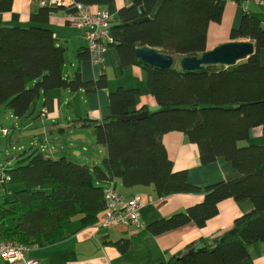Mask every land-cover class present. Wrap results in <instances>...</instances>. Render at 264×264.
I'll return each mask as SVG.
<instances>
[{
  "label": "trees",
  "instance_id": "obj_1",
  "mask_svg": "<svg viewBox=\"0 0 264 264\" xmlns=\"http://www.w3.org/2000/svg\"><path fill=\"white\" fill-rule=\"evenodd\" d=\"M73 1L93 9L114 2ZM157 1L135 0L120 7L110 24L111 46L122 64L140 66L142 90L154 98L157 110L136 122L122 120L145 108H134L140 88L119 87L109 94V117L78 121L92 128L96 144L105 147L101 165L90 167L65 156L52 159L35 150L21 154L13 167L0 166L8 176L0 184V239L43 246L60 239L63 222L75 216L78 224H97L105 205L102 183L113 181L126 188L151 186L159 197L203 195L200 202L147 225L153 235L189 222L204 227L218 214L221 201L249 200L253 209L234 219V234L191 243L161 264H253L247 247L264 242V29L260 19L244 12L229 37L252 42L253 54L232 65L182 70V57L209 50L208 29L221 22L222 1L164 0L155 16L128 24L148 16ZM11 6L12 0H0V12ZM60 10L65 11L40 5L30 13L31 25H0V105L17 119L33 117L35 102L49 90L91 93L107 85L104 77L84 81L79 69L71 79L63 76L66 49L47 25L50 14ZM141 46L173 56L174 64L161 69L138 62L134 52ZM77 59H88L86 48L77 51ZM170 132L197 145L202 165L222 158L239 176L205 187L192 184L186 170H174L167 154L162 137ZM9 218L13 227L5 226ZM109 242L120 253L131 243L127 238ZM197 247L206 249L189 252Z\"/></svg>",
  "mask_w": 264,
  "mask_h": 264
},
{
  "label": "crops",
  "instance_id": "obj_2",
  "mask_svg": "<svg viewBox=\"0 0 264 264\" xmlns=\"http://www.w3.org/2000/svg\"><path fill=\"white\" fill-rule=\"evenodd\" d=\"M134 1L114 0L112 4L102 9L112 14L114 19L120 7H128ZM221 1L222 19L221 22L212 23L209 26L208 49L230 41L229 32L232 28L239 27L244 12L260 19L264 29V6L252 2L234 4L233 0ZM39 4L40 0H12L11 9L0 12V25H31L30 13L35 11L40 6ZM47 25L53 30L58 44L63 45L66 49L62 68L63 76L71 79L75 71L79 69L84 81H95L104 77L107 85L91 93H86L83 89L70 91L66 88H56L41 94L33 106V114L36 118L28 120L21 126L19 121L16 122V127L11 129L12 133L21 130L24 125L27 128L31 126L35 130H39L47 140L49 134L66 137L75 133L80 134L82 132L78 131V127L86 128L93 134L92 128H87L84 126L85 124L78 121L80 119L100 121L109 117L111 115L109 94L119 87L141 89L136 98L135 109L145 108L144 110L148 112L150 106L157 105L154 98L142 90L143 81L140 66L122 64L113 46H109L106 50L102 64H92L89 59L78 61L77 51L85 49L82 30L69 25L66 22L64 11L61 10L50 14ZM11 116L12 114L9 112V117L11 118ZM60 127L66 129L60 131ZM82 135H78L77 138L83 139L85 135L83 133ZM35 139L31 138L33 142H37L38 140ZM162 142L173 162L174 170H186L189 181L196 186L205 187L214 182L232 180L239 176L230 162L222 158H218L208 165H202L197 145L189 142L181 133H167L162 137ZM98 147L105 154V147L102 145H98ZM108 184L109 182L102 183L104 188ZM115 186L119 194L128 197L135 196L140 199V218L143 223L141 227L120 225L105 230L98 224H78L79 216H75L63 222L65 233L60 239L43 246L36 245L27 253V256L35 261L34 264H158L165 262L179 251H183V248L191 243H197L201 239L210 241L220 237L233 228L236 217L253 209L252 203L247 199L239 201L231 198L225 199L218 205V214L208 220L204 227L199 228L189 222L176 229L153 235L146 230L147 225L200 202L203 195L200 193H178L159 197L151 186L126 188L119 182H115ZM120 238H127L131 241L124 253H120L109 242ZM247 250L253 264H264V242L250 244ZM0 264H3L1 260Z\"/></svg>",
  "mask_w": 264,
  "mask_h": 264
},
{
  "label": "built area",
  "instance_id": "obj_3",
  "mask_svg": "<svg viewBox=\"0 0 264 264\" xmlns=\"http://www.w3.org/2000/svg\"><path fill=\"white\" fill-rule=\"evenodd\" d=\"M252 2L264 6V0H233L234 4ZM40 5L62 7L65 9L66 22L72 27L82 30L88 59L92 64H102L106 50L114 43L110 31L113 15L102 8L93 9L73 0H40ZM6 133L7 129L2 128ZM7 174L0 167V184ZM104 209L100 214L99 224L105 228L120 225H143L140 218L141 201L135 196H124L116 191L115 182H109L103 190ZM36 245H27L9 239H0V260L3 264H34L35 261L27 253Z\"/></svg>",
  "mask_w": 264,
  "mask_h": 264
},
{
  "label": "rangeland",
  "instance_id": "obj_4",
  "mask_svg": "<svg viewBox=\"0 0 264 264\" xmlns=\"http://www.w3.org/2000/svg\"><path fill=\"white\" fill-rule=\"evenodd\" d=\"M70 54L73 57L72 52ZM157 108V105L154 107L150 106L149 111H155ZM9 112L10 111L5 106L0 105V165L13 167L16 164V159L19 158L21 154L26 155L28 152L35 150L42 152L44 156L52 159L65 156L68 159L80 164L86 163L90 166L93 164L101 165V158L104 153L100 150L98 144H96L95 137L91 134L90 130L88 131L86 128L78 127V131L85 135L83 139L77 138V136L82 135V133H75L70 135V137L63 135L54 136V134H49V138L47 140L42 136L39 130H35V128H32L31 126L27 128L24 125L21 130L12 133L11 129L14 126L16 127V122L19 121L21 126L28 120L32 118L35 119L36 116H29L28 118L20 120L14 118V116H11L10 118ZM1 128H10L9 134L6 136ZM60 137L62 138L59 139ZM31 138H36L35 140L38 141L33 142ZM23 151L25 152L23 153ZM14 224L15 222L12 218L5 221V226L13 227Z\"/></svg>",
  "mask_w": 264,
  "mask_h": 264
},
{
  "label": "water",
  "instance_id": "obj_5",
  "mask_svg": "<svg viewBox=\"0 0 264 264\" xmlns=\"http://www.w3.org/2000/svg\"><path fill=\"white\" fill-rule=\"evenodd\" d=\"M163 1L164 0H158L148 16L143 18H138L132 22H129L128 24L140 22L155 16ZM254 51H255L254 44L250 41L230 40L214 46L213 48L203 52L199 56H184L178 62L182 70H197L202 68L203 66L232 65L238 61L246 59L251 54H253ZM134 56L138 62L148 63L150 65L156 66L161 69L170 68L175 62L173 56L166 53H160L155 48L149 46L137 47L135 49ZM146 115H147V111L141 110L139 112L131 113L127 116H122L121 119L130 120L131 122H136L138 119H141ZM235 231L236 229L232 228L231 230L225 232L222 235V237H226L230 234H234ZM205 249L206 247H197L195 249H190L189 252L193 250L202 251ZM181 253L182 251H179L174 256L176 255L178 256Z\"/></svg>",
  "mask_w": 264,
  "mask_h": 264
},
{
  "label": "bare ground",
  "instance_id": "obj_6",
  "mask_svg": "<svg viewBox=\"0 0 264 264\" xmlns=\"http://www.w3.org/2000/svg\"><path fill=\"white\" fill-rule=\"evenodd\" d=\"M99 221H100V220H99ZM97 224H98L99 227H101L102 229H105V230H108V229H112V228H114V227H111V228H105V227L101 226V225L99 224V222H98Z\"/></svg>",
  "mask_w": 264,
  "mask_h": 264
}]
</instances>
